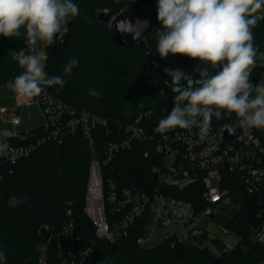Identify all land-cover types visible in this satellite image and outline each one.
Wrapping results in <instances>:
<instances>
[{
	"label": "trees",
	"instance_id": "trees-1",
	"mask_svg": "<svg viewBox=\"0 0 264 264\" xmlns=\"http://www.w3.org/2000/svg\"><path fill=\"white\" fill-rule=\"evenodd\" d=\"M74 2L80 11L71 19L69 39L62 45L45 47L48 53L45 71L49 76H64L63 65L70 58L78 59L71 76H64L67 82L63 87L46 88L51 97L66 107L61 129L56 135L50 128L27 139L18 135L8 138L7 143L16 146L42 141L16 162L0 161V249L6 254V264H37L41 245L47 247L48 264H60L68 253L62 231L70 219L74 222L76 250L92 248L90 254L80 256L77 264H257L264 260L263 245L251 238L253 225L264 221V198L249 193L242 173L233 171L224 174L221 186L241 205L219 221L240 237L234 246L220 236H211L206 229L203 237L208 241L204 244L175 242L176 237L172 235L146 246L139 239L146 235V227L151 223L150 209L135 219L126 235L115 240L97 238L96 226L84 210L90 163L94 157L101 162L106 195L109 181L113 180L119 192L131 188L152 195L158 189L163 194L187 200L196 215L204 212L210 203L203 197L206 187L202 180L183 189L160 185L154 169L161 168L163 159L154 151L151 141L134 140L130 147H120L111 160L107 159L109 145L125 137L122 126L132 121L139 111L173 106L176 93L147 67L157 54L156 31L161 28L157 20V0ZM146 4L151 7L153 21L139 48L116 43L109 25L96 18V10L100 8H111L115 14L129 7L142 11ZM258 16L253 32L257 53H261L264 52V15L259 12ZM25 42L23 36L11 39L0 36V86L23 71L16 55ZM168 57L185 64L195 61L181 55ZM261 81H264V67L255 66L251 82L255 87ZM90 88H96L103 95L90 96ZM83 113L106 119L108 126L96 123L88 136L82 124L66 125L72 117L80 118ZM259 133L264 143V129ZM75 153L84 155L86 162H78ZM11 196L24 197L25 202L9 208ZM105 209L107 220L114 227L122 214L114 212L108 200ZM44 226L51 230L50 239L41 231Z\"/></svg>",
	"mask_w": 264,
	"mask_h": 264
},
{
	"label": "clouds",
	"instance_id": "clouds-1",
	"mask_svg": "<svg viewBox=\"0 0 264 264\" xmlns=\"http://www.w3.org/2000/svg\"><path fill=\"white\" fill-rule=\"evenodd\" d=\"M264 0H157L156 53L163 59L171 55L186 56L219 69L210 75L200 71V79L193 80L180 71H170L173 107L154 128L161 135L179 129H199L200 139L208 134L213 115L234 113L236 126L242 129H264V81L257 86L251 82L252 66L257 55L253 29L259 22L258 13ZM74 0H0V36L24 37L27 53L21 49L16 59L21 74L6 83V87L21 98L33 99L46 88L63 87L78 66V59L70 58L63 65L64 76H49L47 55L35 52L41 42L51 46L67 32V24L79 14ZM125 25V27H121ZM117 27L128 31L126 21ZM187 79L186 87L179 86ZM89 95L99 98L103 93L89 89ZM16 136L14 128L0 129V158L9 157L14 149L7 143ZM25 202L24 197L11 196L8 207ZM6 254L0 249V264H6Z\"/></svg>",
	"mask_w": 264,
	"mask_h": 264
},
{
	"label": "built area",
	"instance_id": "built-area-1",
	"mask_svg": "<svg viewBox=\"0 0 264 264\" xmlns=\"http://www.w3.org/2000/svg\"><path fill=\"white\" fill-rule=\"evenodd\" d=\"M23 50L26 53L28 51L26 42ZM43 51L48 59L45 47ZM35 52H37L36 46ZM16 98L18 105H38L44 118L45 129L51 128L53 135L59 132L64 122L63 114L66 107L51 97L46 89L33 99L21 98L17 95ZM172 107L164 106L161 109L149 108L139 111L132 121L122 126L125 137L120 142L109 145L107 159L111 160L120 147H130L134 140L151 141L154 151L163 159L161 168L157 167V179L160 185L166 184L183 189L194 181L202 180L206 187L203 197L210 206L199 214L201 215L199 217L192 203L187 200L163 194L158 189L152 195L131 188L119 192L113 180L109 181L110 189L106 195L101 162L94 157L90 163L84 210L96 226L97 238L115 240L119 236L126 235L135 219L150 209L152 220L146 227V235L139 239L140 243H148L160 229L172 224H176L179 229L172 230L165 238L174 235L175 242L207 243L208 240L203 237L207 226L202 223L201 218L216 219L224 210L228 211H224L225 215H229L232 209L237 210L241 205L240 202L233 200L228 189L221 186L224 174L229 171L242 173L246 190L264 198V143L259 133L261 129H242L236 126L237 117L234 113L223 112L222 119L219 120L213 115L210 130L202 140L198 135L199 129L195 126L188 130L177 128L164 135L151 131L150 129H154L160 119L167 116ZM0 111L4 114L8 109L4 107ZM11 115L12 122L19 125L21 117L16 115L15 111ZM152 119H155L154 125L150 124ZM96 123L108 126L106 119L92 116L90 113H83L80 118L72 117L66 125L82 124L87 135L90 136V130ZM226 126L232 127L235 132V136L231 139L223 135V128ZM41 141L38 139L24 145H10L14 152L9 157L0 158V161L5 159L16 162L21 157L29 155ZM148 154L149 152L146 153ZM106 200L111 203L114 212L122 214L114 227L106 217ZM210 209L213 210L214 218L206 215ZM219 225L223 231L230 232L224 223L219 221ZM62 234L68 253L60 264H77L81 255H88L92 251V248L85 251L76 250L77 238L72 219L64 224ZM251 238L254 242L264 244V221L253 225ZM39 249L37 264H48L46 245H41Z\"/></svg>",
	"mask_w": 264,
	"mask_h": 264
},
{
	"label": "water",
	"instance_id": "water-1",
	"mask_svg": "<svg viewBox=\"0 0 264 264\" xmlns=\"http://www.w3.org/2000/svg\"><path fill=\"white\" fill-rule=\"evenodd\" d=\"M96 18L100 23L109 25L113 31V39L116 43L121 45L126 44L135 48L142 46L144 35L151 29L153 21L152 11L147 7H144L141 12H137L133 8H125L115 14L111 8H100L96 10ZM120 21L127 22V27L129 28L128 31H121L118 29L117 24ZM71 23V21L68 22L67 32L62 38L57 34V38L52 45H62L67 42L70 37L69 26ZM121 27H125V25H121ZM147 67L151 74L159 76L161 81L169 85L172 89L176 85H173L172 83V77L169 75L170 71H180L193 80L200 79V71L205 69L210 75H215L217 72L216 69H213L210 65L199 60H195L191 64H185L170 57L162 59L158 54L154 55L153 59L147 63ZM187 83V79H181L179 86L186 87ZM150 124L154 125L155 119H152ZM44 129L45 127L42 125L19 131L17 135L23 139H27L41 133ZM223 135L224 137L231 139L235 136V132L232 127L226 126L223 128ZM153 164L155 165L154 160ZM154 176L156 179L158 178L157 168L154 169ZM206 215L214 218L213 210L210 209L207 211ZM199 217H201V215H199ZM41 231L46 239L51 238L52 234L49 226H44Z\"/></svg>",
	"mask_w": 264,
	"mask_h": 264
},
{
	"label": "crops",
	"instance_id": "crops-1",
	"mask_svg": "<svg viewBox=\"0 0 264 264\" xmlns=\"http://www.w3.org/2000/svg\"><path fill=\"white\" fill-rule=\"evenodd\" d=\"M7 108L4 114L0 111V129L14 128L16 135L19 131L30 129L44 124V118L38 105H18L16 95L5 85L0 86V109ZM21 117V123L15 125L12 122V112ZM2 115V116H1Z\"/></svg>",
	"mask_w": 264,
	"mask_h": 264
},
{
	"label": "rangeland",
	"instance_id": "rangeland-1",
	"mask_svg": "<svg viewBox=\"0 0 264 264\" xmlns=\"http://www.w3.org/2000/svg\"><path fill=\"white\" fill-rule=\"evenodd\" d=\"M144 7H147L150 11L151 7L149 6V4H146ZM130 8V7H129ZM141 12V11H138ZM260 15H264V8H262L260 10ZM144 39H145V35H144ZM44 45L41 42H38L36 45L37 48V52L43 51L44 50ZM255 66H260V67H264V52L261 53H257L256 57H255V63L252 66V68H254ZM76 156V160L79 162L81 161V163L86 162L85 156L82 154H74V157ZM226 212H228L227 210H224ZM220 212V214L217 215L216 219H207V218H201V221L203 224H205L207 226V230L209 231V233L211 235H217L220 236L221 238H223L230 246H234L238 243V241L240 240V237H238V235L232 233V232H226L223 231L219 225V220L221 218H225L228 215H225V213ZM179 228L177 227L176 224H172L171 226H165L162 229H160L153 237L151 240L148 241V243H146V246H152L155 245L157 243H160L162 240L165 239L166 235H168L172 230H178ZM264 247V244H262ZM257 264H264V260L259 261Z\"/></svg>",
	"mask_w": 264,
	"mask_h": 264
}]
</instances>
